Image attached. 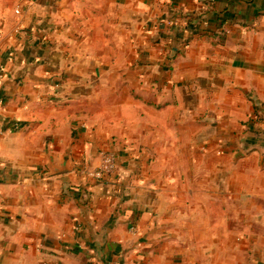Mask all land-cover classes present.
Here are the masks:
<instances>
[{
    "label": "crops",
    "instance_id": "0c3cea01",
    "mask_svg": "<svg viewBox=\"0 0 264 264\" xmlns=\"http://www.w3.org/2000/svg\"><path fill=\"white\" fill-rule=\"evenodd\" d=\"M0 211V264H264V0H0Z\"/></svg>",
    "mask_w": 264,
    "mask_h": 264
},
{
    "label": "built area",
    "instance_id": "2783aa9c",
    "mask_svg": "<svg viewBox=\"0 0 264 264\" xmlns=\"http://www.w3.org/2000/svg\"><path fill=\"white\" fill-rule=\"evenodd\" d=\"M111 170H112L111 157H109L108 155H103L100 167L93 171L85 170V175L89 179L96 180V179H101L102 177H105V176L106 177L110 176V174L112 173ZM0 215H1V211H0ZM139 230H140V227L138 226L134 228L135 232ZM32 244L35 246L34 242Z\"/></svg>",
    "mask_w": 264,
    "mask_h": 264
},
{
    "label": "rangeland",
    "instance_id": "374dc122",
    "mask_svg": "<svg viewBox=\"0 0 264 264\" xmlns=\"http://www.w3.org/2000/svg\"><path fill=\"white\" fill-rule=\"evenodd\" d=\"M251 118H252V120H255V121H257L258 122V114H256V113H254V114H252L251 115Z\"/></svg>",
    "mask_w": 264,
    "mask_h": 264
}]
</instances>
